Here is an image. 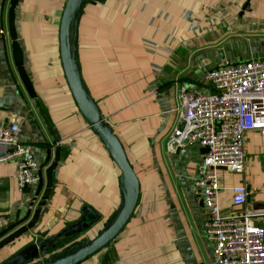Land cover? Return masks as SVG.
I'll list each match as a JSON object with an SVG mask.
<instances>
[{
    "label": "crops",
    "instance_id": "crops-1",
    "mask_svg": "<svg viewBox=\"0 0 264 264\" xmlns=\"http://www.w3.org/2000/svg\"><path fill=\"white\" fill-rule=\"evenodd\" d=\"M247 1L96 0L79 11L74 39L82 85L139 182L124 229L81 264H214L204 237L205 209L192 195L203 150L188 145L184 155H172L162 142L179 125L180 86L207 95L209 69L264 58V46L229 59L227 52L239 54L225 50L229 41L221 45L226 36L264 28V0H249L250 11L239 16ZM64 2L0 0V123L18 127L40 176L20 193L15 163L0 165V217L12 224L0 229V262L76 223L83 207L101 217L87 235L92 239L124 197L118 169L79 116L61 72L57 37ZM251 167L248 160L241 175L218 173L223 216L242 211L231 204L230 189L238 185L254 192L248 208L264 203L260 167L254 184Z\"/></svg>",
    "mask_w": 264,
    "mask_h": 264
},
{
    "label": "built area",
    "instance_id": "built-area-1",
    "mask_svg": "<svg viewBox=\"0 0 264 264\" xmlns=\"http://www.w3.org/2000/svg\"><path fill=\"white\" fill-rule=\"evenodd\" d=\"M203 82L210 94L178 88L179 125L167 137L165 149L172 155H184L188 145L203 150L192 195L205 209L204 237L214 264H264V209L248 208L254 192L238 185L230 189L231 204L242 211L223 216L217 177L219 169L236 175L245 172L249 133L259 135L264 159V58L223 62L206 71ZM9 162L16 165L18 192L40 181L38 164L31 148L20 142L18 127L0 123V165ZM262 177L264 183V164ZM9 224V218L0 217V229Z\"/></svg>",
    "mask_w": 264,
    "mask_h": 264
},
{
    "label": "water",
    "instance_id": "water-1",
    "mask_svg": "<svg viewBox=\"0 0 264 264\" xmlns=\"http://www.w3.org/2000/svg\"><path fill=\"white\" fill-rule=\"evenodd\" d=\"M93 1L96 0H65L58 24V56L65 84L79 116L98 138L119 171L123 201L116 213L92 239H88L87 235L101 222V217L92 209L83 207L76 223L53 236L34 239L0 264H81L103 251L116 239L137 206L139 182L136 173L122 145L85 92L76 66L74 39L76 20L81 8ZM244 11H250L249 0L243 5L239 16ZM258 209H264V203L253 204V210Z\"/></svg>",
    "mask_w": 264,
    "mask_h": 264
},
{
    "label": "rangeland",
    "instance_id": "rangeland-1",
    "mask_svg": "<svg viewBox=\"0 0 264 264\" xmlns=\"http://www.w3.org/2000/svg\"><path fill=\"white\" fill-rule=\"evenodd\" d=\"M259 16H261L263 19H264V11H260L259 12ZM255 27H257L256 25H254ZM257 28H255V30L253 32H251V34L249 35H241V34H234V35H229V36H226L222 42H221V45L227 43L228 44H225L224 45V48L226 51H231V52H234V53H237L239 55H230L228 52L224 55H227L230 58H245L247 56H250L251 53L253 52H256L258 50V48H260L261 46L263 47L264 46V28L263 29H260V30H256ZM194 30H197V28H195ZM245 39L249 40L251 42V48L248 44L245 43ZM224 41V42H223ZM220 44V43H219ZM236 56V57H235ZM251 134H255L257 135L256 133H249L245 136V148L248 149V151L246 150L245 152V165H247V162L248 160L252 161V166L250 168V174H252V176L249 178L250 182H252V184H254L255 182V179L257 178V168L258 166L260 167V171H261V175H262V167H263V164H264V159L261 155V151H260V137L259 135H257V141H255L254 139H250L249 140V137ZM167 141V138L164 139V142H162V145L165 146V143ZM250 144V145H249ZM254 152H253V151ZM220 170L222 169H219L217 171V177H218V180L220 182V175L218 174L220 172ZM228 173L229 175H235L234 173H231V172H226ZM264 186V184H263ZM259 190H261V187L259 186L258 187ZM206 261H208L206 258H205Z\"/></svg>",
    "mask_w": 264,
    "mask_h": 264
},
{
    "label": "trees",
    "instance_id": "trees-1",
    "mask_svg": "<svg viewBox=\"0 0 264 264\" xmlns=\"http://www.w3.org/2000/svg\"><path fill=\"white\" fill-rule=\"evenodd\" d=\"M10 227H12V224L8 225L5 229L8 230Z\"/></svg>",
    "mask_w": 264,
    "mask_h": 264
}]
</instances>
